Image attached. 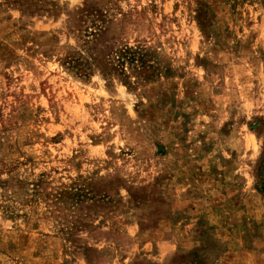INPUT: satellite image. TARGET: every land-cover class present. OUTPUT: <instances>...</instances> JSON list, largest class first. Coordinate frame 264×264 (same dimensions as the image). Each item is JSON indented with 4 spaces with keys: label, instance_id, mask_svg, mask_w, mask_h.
I'll return each instance as SVG.
<instances>
[{
    "label": "rangeland",
    "instance_id": "1",
    "mask_svg": "<svg viewBox=\"0 0 264 264\" xmlns=\"http://www.w3.org/2000/svg\"><path fill=\"white\" fill-rule=\"evenodd\" d=\"M0 264H264V0H0Z\"/></svg>",
    "mask_w": 264,
    "mask_h": 264
}]
</instances>
